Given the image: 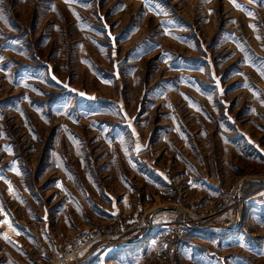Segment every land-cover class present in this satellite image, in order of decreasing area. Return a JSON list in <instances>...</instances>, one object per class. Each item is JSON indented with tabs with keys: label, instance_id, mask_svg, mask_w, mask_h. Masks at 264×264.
I'll return each mask as SVG.
<instances>
[{
	"label": "rangeland",
	"instance_id": "374dc122",
	"mask_svg": "<svg viewBox=\"0 0 264 264\" xmlns=\"http://www.w3.org/2000/svg\"><path fill=\"white\" fill-rule=\"evenodd\" d=\"M254 147L264 0H0V264H56L45 252L80 231L114 224L120 243L170 217L186 229L158 232L145 264H264L263 241L229 229L241 205L214 211L264 181ZM92 249L77 264L109 263Z\"/></svg>",
	"mask_w": 264,
	"mask_h": 264
},
{
	"label": "crops",
	"instance_id": "0c3cea01",
	"mask_svg": "<svg viewBox=\"0 0 264 264\" xmlns=\"http://www.w3.org/2000/svg\"><path fill=\"white\" fill-rule=\"evenodd\" d=\"M251 146H253L252 143H250ZM262 148V147H261ZM260 147L256 148L254 147V153H255V161H260V162H264V154L262 153L263 149H261ZM158 173L156 172V176ZM159 177L162 179V177L159 175ZM164 180V179H162ZM160 182V181H159ZM264 181H262V179H258V178H252L247 180L246 183L248 189L250 190L248 192V194H245L243 197V201L241 204L242 207V217H240L241 221L238 220L235 217V214H231L230 216V220L235 219L234 224H232V228L230 227L229 229H234V228H239L240 225L237 224H241L243 223V226L246 232V235L250 238V239H260L261 241H263L260 246H255L257 247L258 250H260V255H259V259L260 260H264V231H262L263 233L260 232H256L253 231L252 229L248 228L251 225L252 221H260V225H264V186L263 183ZM182 183L184 184L185 188L187 189V191H190V182L189 181H182ZM157 188H160V190L164 193L168 195V185L166 181H163V183L159 186H156ZM164 187V188H162ZM246 187V188H247ZM191 189H196L197 193H205V186L202 183H195L193 184V187H191ZM166 210L169 209H165L163 207H157L154 208L151 211V214L153 212L158 213V212H165ZM171 210V209H170ZM244 210V212H243ZM240 212V211H239ZM168 214L171 213L170 211L167 212ZM163 214V213H162ZM241 216V214H240ZM160 220H165L164 216L159 217V215L155 216ZM150 219V218H149ZM165 222V221H164ZM232 222V223H233ZM163 223V222H162ZM226 222H223V224H225ZM159 224V223H158ZM160 226H156L152 229H150L151 231L149 232H144L141 235H138L136 238H134L131 241H123L120 243H113V244H108V243H102L99 244L95 247H93V249L91 250V252H89V254L87 255L88 257L91 256V254H94V252L97 251H108L102 258V260H104V258H108L105 260V263H113L115 262H121L122 264H145V262H150L152 259H160L159 257H155L157 256L156 254L158 253H163L164 249H162L161 247H157L154 245V243H152L154 241V239L157 238L158 232H160L161 230H163V228L165 226L161 225V223L159 224ZM227 225V224H226ZM259 225V226H260ZM221 223L216 222L215 224L209 225L208 227H201L198 228L197 232L195 233L198 237L201 236V234H205V233H210L211 231H214L216 229H220L221 227ZM242 227V228H243ZM260 230H263L264 228H258ZM229 237V236H228ZM143 248V253H141V249ZM103 251V252H104ZM157 251V252H156ZM117 252H120L119 254H117ZM185 252V250L183 251ZM88 253V252H87ZM90 255V256H89ZM211 255H214V253H212ZM123 259V260H122ZM197 261H201L200 264H212L210 260H208L206 262L204 255L202 256V259H198ZM104 262L101 261L98 264H103ZM256 263V262H255ZM95 264V263H94ZM199 264V263H198ZM230 264V262H229Z\"/></svg>",
	"mask_w": 264,
	"mask_h": 264
},
{
	"label": "built area",
	"instance_id": "2783aa9c",
	"mask_svg": "<svg viewBox=\"0 0 264 264\" xmlns=\"http://www.w3.org/2000/svg\"><path fill=\"white\" fill-rule=\"evenodd\" d=\"M220 199L221 201L215 206L214 211L222 212L226 208L231 207L235 209L241 205L238 187L228 192L224 191ZM175 221L176 219L170 217L165 230L170 239L178 240L180 237L179 232H182L183 229L185 230L186 227L183 225H175ZM183 224L186 225L185 221H183ZM119 233H121V230H117L114 224L105 226L96 225L95 227H90L87 230L80 231L78 234L65 238L63 241H59L54 246L52 252H45L44 257L51 263L77 264L80 254L83 251H89L99 244L109 242L111 238L116 237Z\"/></svg>",
	"mask_w": 264,
	"mask_h": 264
},
{
	"label": "snow or ice",
	"instance_id": "6c2138e0",
	"mask_svg": "<svg viewBox=\"0 0 264 264\" xmlns=\"http://www.w3.org/2000/svg\"><path fill=\"white\" fill-rule=\"evenodd\" d=\"M65 2H68V0H65ZM232 2L233 3H235V0H232ZM254 27V26H253ZM53 79H55V77H53ZM80 95L81 96H83L84 95V93H80ZM133 135H135V133L133 132ZM140 149H139V147L137 148V151H139ZM57 187H61V185H57ZM10 191H11V189H10ZM3 212V210L2 209H0V213H2ZM5 222H7V221H5ZM12 225L9 223V227H11ZM17 234H19V233H17Z\"/></svg>",
	"mask_w": 264,
	"mask_h": 264
}]
</instances>
